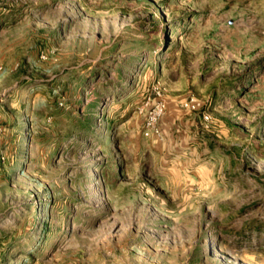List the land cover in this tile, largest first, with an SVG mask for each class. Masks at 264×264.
Instances as JSON below:
<instances>
[{"label":"rangeland","instance_id":"rangeland-1","mask_svg":"<svg viewBox=\"0 0 264 264\" xmlns=\"http://www.w3.org/2000/svg\"><path fill=\"white\" fill-rule=\"evenodd\" d=\"M0 68V264H264V0H0Z\"/></svg>","mask_w":264,"mask_h":264},{"label":"built area","instance_id":"built-area-1","mask_svg":"<svg viewBox=\"0 0 264 264\" xmlns=\"http://www.w3.org/2000/svg\"><path fill=\"white\" fill-rule=\"evenodd\" d=\"M1 70V68H0ZM196 102L194 98L190 99V104ZM165 111V101L162 99L161 93H159V100L155 106L151 107V110L147 113L145 119L144 135L149 136H160L161 132L158 127L159 120ZM208 119V117H206Z\"/></svg>","mask_w":264,"mask_h":264}]
</instances>
